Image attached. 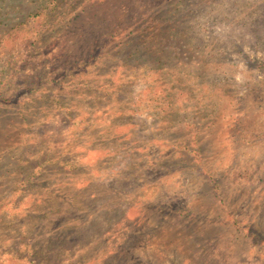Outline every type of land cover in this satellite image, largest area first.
<instances>
[{
    "label": "rangeland",
    "instance_id": "374dc122",
    "mask_svg": "<svg viewBox=\"0 0 264 264\" xmlns=\"http://www.w3.org/2000/svg\"><path fill=\"white\" fill-rule=\"evenodd\" d=\"M0 93V264H264V0H0Z\"/></svg>",
    "mask_w": 264,
    "mask_h": 264
},
{
    "label": "trees",
    "instance_id": "16d2710c",
    "mask_svg": "<svg viewBox=\"0 0 264 264\" xmlns=\"http://www.w3.org/2000/svg\"><path fill=\"white\" fill-rule=\"evenodd\" d=\"M60 14H62V13H60ZM60 14H59V15H60ZM40 36H41V34H40V32H38V33L36 34V36H35V40H33V42L29 43V44L26 46V49H27V51H29V52H28L27 55H25L24 58L22 59V61L24 62L25 65H31V66L34 67V68L36 67L37 70L40 69V68H39V66H40L39 63L41 64V62H42V58H41V57L37 58L38 54L35 53V48H36V47H34V48H31V47H33V45L38 41L37 39H38ZM19 55H20V54H19ZM89 57H91V54H89L88 58H89ZM39 76H40V74L36 75L34 81H37V79L39 78ZM34 81L31 82V83L33 84ZM31 89H34V88H31ZM0 101H1V103H5V102H7V99L4 98V97L1 95V93H0ZM20 102H21V101L18 100V101H17V104H20Z\"/></svg>",
    "mask_w": 264,
    "mask_h": 264
}]
</instances>
